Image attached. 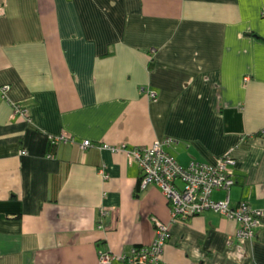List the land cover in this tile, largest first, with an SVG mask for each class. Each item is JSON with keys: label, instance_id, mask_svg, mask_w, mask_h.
I'll return each mask as SVG.
<instances>
[{"label": "crops", "instance_id": "crops-1", "mask_svg": "<svg viewBox=\"0 0 264 264\" xmlns=\"http://www.w3.org/2000/svg\"><path fill=\"white\" fill-rule=\"evenodd\" d=\"M0 9V264H100L99 251L151 244L158 222L169 228L161 264H264V0ZM165 137L183 165L234 160L231 204L260 211L254 237L214 211L172 221L138 162L102 148Z\"/></svg>", "mask_w": 264, "mask_h": 264}, {"label": "built area", "instance_id": "built-area-1", "mask_svg": "<svg viewBox=\"0 0 264 264\" xmlns=\"http://www.w3.org/2000/svg\"><path fill=\"white\" fill-rule=\"evenodd\" d=\"M2 12L0 9V14ZM140 90L150 98L156 96V92L147 86H141ZM15 111L27 115L26 109L18 105L15 106ZM52 140L53 142L69 141L64 135ZM173 142V139L165 137L155 140L148 147L134 146L128 149L124 143H117L103 144L102 148H108L113 152L126 150L130 159L138 162L143 171L142 186L155 184L160 187L169 200L172 221H184L206 211H214L238 222L237 238L254 237L261 223L260 211L247 201H241L237 205L231 204L230 188L236 183V179L228 165L233 163V160L226 155L217 163L191 159L183 165L168 150ZM79 146L87 149L92 146V142L85 139L79 143ZM219 190L227 191L224 199L213 198V193ZM168 237V225L158 222L156 236L151 244L133 246L129 253L121 255L99 251V263L110 264L117 261L161 264L164 244Z\"/></svg>", "mask_w": 264, "mask_h": 264}, {"label": "trees", "instance_id": "trees-1", "mask_svg": "<svg viewBox=\"0 0 264 264\" xmlns=\"http://www.w3.org/2000/svg\"><path fill=\"white\" fill-rule=\"evenodd\" d=\"M53 143H55V142H52V144H53ZM55 144H56V143H55ZM168 149H169V148H168ZM234 178H235V175H234ZM235 179H236V178H235ZM236 183H237V181H236ZM236 183H235V184H236ZM235 184H234V185H235ZM234 185H232L231 188H232ZM231 188H230V196H231ZM219 191L223 192L225 196L227 195V191H226V190H219ZM215 192H216V191H215ZM225 196H224V198H225ZM224 198H223V199H224ZM206 212H208V211H206ZM204 213H205V212H204ZM201 214H202V213H201ZM191 218H192V217H191ZM136 246H137V247H138V246L140 247L141 245H136Z\"/></svg>", "mask_w": 264, "mask_h": 264}, {"label": "rangeland", "instance_id": "rangeland-1", "mask_svg": "<svg viewBox=\"0 0 264 264\" xmlns=\"http://www.w3.org/2000/svg\"><path fill=\"white\" fill-rule=\"evenodd\" d=\"M233 161H234V160H233ZM238 239H239V238H238ZM240 240H246V239H241V238H240Z\"/></svg>", "mask_w": 264, "mask_h": 264}]
</instances>
